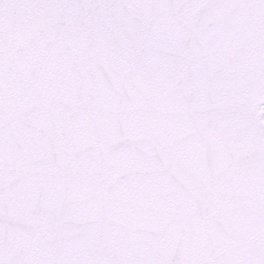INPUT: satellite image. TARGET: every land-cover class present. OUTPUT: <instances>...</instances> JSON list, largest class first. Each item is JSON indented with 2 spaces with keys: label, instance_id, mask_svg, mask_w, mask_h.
Instances as JSON below:
<instances>
[{
  "label": "snow or ice",
  "instance_id": "obj_1",
  "mask_svg": "<svg viewBox=\"0 0 264 264\" xmlns=\"http://www.w3.org/2000/svg\"><path fill=\"white\" fill-rule=\"evenodd\" d=\"M0 264H264V0H0Z\"/></svg>",
  "mask_w": 264,
  "mask_h": 264
}]
</instances>
